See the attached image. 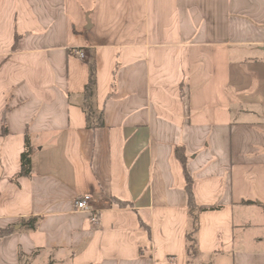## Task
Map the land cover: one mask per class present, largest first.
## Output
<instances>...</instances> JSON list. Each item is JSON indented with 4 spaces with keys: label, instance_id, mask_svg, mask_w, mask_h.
Wrapping results in <instances>:
<instances>
[{
    "label": "crops",
    "instance_id": "obj_1",
    "mask_svg": "<svg viewBox=\"0 0 264 264\" xmlns=\"http://www.w3.org/2000/svg\"><path fill=\"white\" fill-rule=\"evenodd\" d=\"M177 147L192 264H264V0H0V264H188Z\"/></svg>",
    "mask_w": 264,
    "mask_h": 264
},
{
    "label": "trees",
    "instance_id": "obj_2",
    "mask_svg": "<svg viewBox=\"0 0 264 264\" xmlns=\"http://www.w3.org/2000/svg\"><path fill=\"white\" fill-rule=\"evenodd\" d=\"M96 67L95 61L90 63V74L88 82L85 86V89L82 94V107L86 114L87 126L92 129H96L102 127L104 125V115L103 111L97 112L94 109L93 100L96 92ZM7 125L5 118L3 120V132L7 134ZM31 145L29 137H26V148L22 153V170L20 175H31ZM176 155L180 160L184 174L186 178V191L188 194V209L190 216V225L187 231V254H188V264H192L194 259L197 257L199 253L198 249V231H199V215L205 210L218 209L217 205H198L195 200L194 192H193V184L194 180L188 172L187 169V156L183 147H177ZM112 201L114 204L119 206H127L129 202L121 201L115 197H112ZM37 219L31 218L27 221L28 226H34V223ZM4 232L0 231V235H3Z\"/></svg>",
    "mask_w": 264,
    "mask_h": 264
},
{
    "label": "built area",
    "instance_id": "obj_3",
    "mask_svg": "<svg viewBox=\"0 0 264 264\" xmlns=\"http://www.w3.org/2000/svg\"><path fill=\"white\" fill-rule=\"evenodd\" d=\"M78 55H80L81 57H85V53L84 51H77ZM92 197L91 195H84L81 199H79L78 201H76V208L78 210H87V211H92V215H91V220L93 222H99V215L96 211H94V209H92L90 207V201H91Z\"/></svg>",
    "mask_w": 264,
    "mask_h": 264
}]
</instances>
